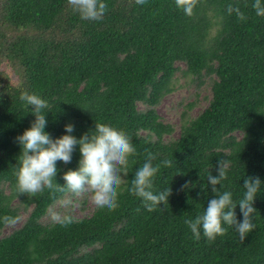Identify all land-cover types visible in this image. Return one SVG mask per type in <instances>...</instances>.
I'll return each mask as SVG.
<instances>
[{
	"label": "trees",
	"instance_id": "trees-1",
	"mask_svg": "<svg viewBox=\"0 0 264 264\" xmlns=\"http://www.w3.org/2000/svg\"><path fill=\"white\" fill-rule=\"evenodd\" d=\"M103 2V17L85 20L68 0H0V60L20 71L16 86L0 73V264H264V16L256 15L254 0H198L192 16L175 0ZM229 5L247 19L229 14ZM176 74L195 88L193 101L179 103L177 136L176 125L156 110ZM201 86L206 104L189 116ZM25 91L47 101L44 131L53 139L67 134L68 123L77 139L96 123L129 134L136 154L117 209L95 206L81 218L64 209L73 222L62 226L49 211L73 193H18L15 138L35 119L20 100ZM149 152L160 165L154 190L171 188L168 204L152 212L127 190ZM221 158L230 167L217 188L230 191L234 202L243 198L244 178L262 183L253 202L255 228L243 242L227 225L214 241L202 230L196 240L185 224L214 198L207 178L217 175ZM80 159L77 145L70 163L57 161L55 182L63 186V173L77 170ZM164 160L173 166L165 168ZM235 213L242 222L239 205ZM5 217L22 221L4 233L13 223Z\"/></svg>",
	"mask_w": 264,
	"mask_h": 264
},
{
	"label": "clouds",
	"instance_id": "clouds-1",
	"mask_svg": "<svg viewBox=\"0 0 264 264\" xmlns=\"http://www.w3.org/2000/svg\"><path fill=\"white\" fill-rule=\"evenodd\" d=\"M139 5L146 0H135ZM198 0H175V5L182 9L187 16L193 15ZM72 10L78 13L81 19L100 20L105 14L107 5L103 0H68ZM257 16H264V5L261 0H254L252 4ZM229 14L235 13L240 21L247 17L239 7L229 5ZM20 100L28 107L32 106V114L35 119L31 126L24 130L22 135L17 136L16 142L20 146L19 167L16 171L17 191L20 194L35 196L42 193L46 188L64 192L65 190L79 195L85 191L91 193V202L100 209L114 211L118 208V196L120 189L126 185L124 179L129 173V157L136 154L131 138L128 133L104 123H96L95 129L81 135L79 139L71 135L74 126L68 123L64 126L67 134L57 139L51 138L44 129L47 125L45 113L42 110L48 108L46 100L36 93L27 91L20 94ZM79 146L81 159L77 170H68L63 173L65 184L61 186L55 182L59 171L56 167L57 161L64 164L71 162L72 153ZM155 155L147 153L143 165L136 169L134 178L128 191L141 198L143 206L152 212L160 204H168L171 188L156 192L154 190L153 178L159 171L160 165H153ZM165 168L172 167L171 160L162 162ZM230 162L227 159H218L217 175H208V184L214 198L210 199L206 209L194 219H186L185 224L193 234V238H201V230L204 237L214 241L217 236H224L228 227H234L241 242L245 240L248 233L254 230L253 214L256 209L253 202L261 188V180L258 176L244 178L243 198L234 202L230 191L222 193L217 185L222 186V181L227 179ZM186 181L183 188L189 187ZM71 200H61L60 205L67 208ZM239 205L242 213V222L237 221L235 209ZM50 217L54 223L68 226L73 222V217L67 213L61 215L58 211L50 210ZM5 222H14L11 217H5Z\"/></svg>",
	"mask_w": 264,
	"mask_h": 264
},
{
	"label": "rangeland",
	"instance_id": "rangeland-1",
	"mask_svg": "<svg viewBox=\"0 0 264 264\" xmlns=\"http://www.w3.org/2000/svg\"><path fill=\"white\" fill-rule=\"evenodd\" d=\"M0 73L6 80L10 82V84L14 86L18 84V80L20 79V71L18 74L15 69L12 70V67L5 60H0ZM174 81L175 88L161 98L156 110L162 120L170 121L176 125L174 134L177 136L179 131V118L177 116V112L182 109V106H179V103L182 102L185 105L188 102L193 101L195 88L191 82H186V80L179 74H176ZM205 94L208 93L205 88L201 86L196 100L197 103L191 110H189V116H195L205 106L206 101L203 98ZM68 200L72 201L71 205L65 208L59 204V213H61V210L66 209L69 210L73 217L81 218L89 216L95 207V205L91 202V193L87 191L79 195L74 194ZM24 217L25 214L22 216V220ZM48 217H50V214ZM22 220L15 221L7 225L4 228V233H9L11 230L18 227Z\"/></svg>",
	"mask_w": 264,
	"mask_h": 264
}]
</instances>
